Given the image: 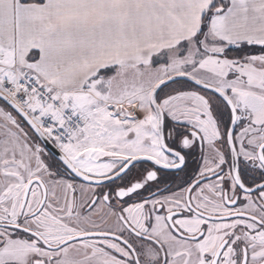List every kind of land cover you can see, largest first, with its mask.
I'll use <instances>...</instances> for the list:
<instances>
[{"label": "snow or ice", "instance_id": "obj_1", "mask_svg": "<svg viewBox=\"0 0 264 264\" xmlns=\"http://www.w3.org/2000/svg\"><path fill=\"white\" fill-rule=\"evenodd\" d=\"M0 264H264V0H0Z\"/></svg>", "mask_w": 264, "mask_h": 264}]
</instances>
